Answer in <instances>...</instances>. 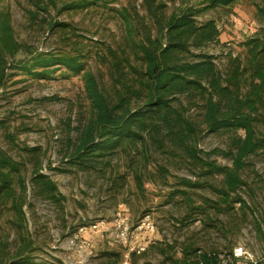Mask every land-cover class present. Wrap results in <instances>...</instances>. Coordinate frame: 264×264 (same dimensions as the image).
Masks as SVG:
<instances>
[{
	"label": "rangeland",
	"instance_id": "obj_1",
	"mask_svg": "<svg viewBox=\"0 0 264 264\" xmlns=\"http://www.w3.org/2000/svg\"><path fill=\"white\" fill-rule=\"evenodd\" d=\"M93 1L0 0V15L9 18L15 40L25 46L23 53L5 57L1 67L4 78L0 80V121L6 130L0 128V149L22 164L26 192H20L15 185L11 196L0 201V263L12 259L18 249L25 247L24 255L31 257V264H77L79 250L70 242L71 238L80 227L104 221L108 230L88 231L84 235L91 243V249L86 252L88 264H120L126 250L117 237L120 229L114 227V223H127L129 240L140 244L144 233L139 234L135 228L147 215L156 229V234L150 235L151 241L176 242V258L182 257V243L191 246L192 251L218 254L245 244L262 257L264 154L246 161L240 174L242 186L231 195L228 205L212 190H197L194 207L199 206L203 198L218 204L188 219L189 204L181 203L180 197L171 193L184 188L179 180L196 178L187 167L176 164V159L169 163L167 158L156 154L148 171L153 175L160 173V168L167 169L166 183L149 182L148 176L143 175V191L137 189L133 174L143 163L132 167L130 164V161H144L141 155L120 151L106 160L110 163L102 172L68 164L67 142L75 140L78 129L91 117V106L84 91V73L91 72L101 84H109L114 65L112 51L123 48L126 39L124 14L133 17L135 11L144 14L143 0H105L108 1L106 7L100 4L86 9L77 6ZM158 1L166 4L168 13L201 7V0ZM254 14L253 3L242 1L232 10L204 12L196 21H216L223 45L210 49L214 55L219 56L221 49L236 55L243 53L239 44L258 30ZM53 22L64 26L51 30L49 26ZM37 54L54 60L62 54L81 57L83 71L71 72L58 63L40 66L35 61ZM222 59L217 61L219 65L223 64ZM129 62L126 56L122 63L124 69H128ZM191 115L199 121V111L192 110ZM228 145V136L204 133L198 147L210 153L216 149L224 151ZM26 148H38L37 153L42 154L41 173L57 185L65 198L62 207L34 197L30 181L34 163ZM211 160L219 166H232L230 160L219 155H212ZM222 181V177H217L210 184L218 188ZM238 198L243 201L241 205L236 202ZM176 220L182 226L180 229L173 227L172 222ZM160 260V255L148 253L136 255L131 264H156Z\"/></svg>",
	"mask_w": 264,
	"mask_h": 264
},
{
	"label": "trees",
	"instance_id": "obj_2",
	"mask_svg": "<svg viewBox=\"0 0 264 264\" xmlns=\"http://www.w3.org/2000/svg\"><path fill=\"white\" fill-rule=\"evenodd\" d=\"M242 1L253 3L257 32L239 44L243 53L235 55L221 49L220 57L214 55L210 49L223 45L221 32L215 20L198 23L197 16L219 9L232 10ZM107 3L94 0L77 6L86 9L100 4L106 7ZM142 9L143 15L137 11L134 17L124 14L126 39L123 48L112 51L114 65L110 83L101 84L91 72L84 73L91 117L78 129L75 140L67 142L66 156L69 165L102 172L110 163L106 160L120 151L141 155L144 161H130L131 167L143 163L142 168L133 171L140 191H143V175L148 176L149 182L166 183L167 169L160 168V173L153 175L148 171L156 154L167 158L169 163L178 160L176 164L187 167L196 178L179 180L184 188L171 193L180 197L181 203L189 204L188 219L218 204L203 198L194 207L197 190H212L228 205L231 195L242 186L240 174L246 161L264 154V0H201L198 9L188 7L173 13H168L162 1L143 0ZM62 26L53 22L49 28ZM24 48L15 40L9 18L0 15L1 81L5 57H15ZM37 55L35 61L40 66L58 63L71 72L83 71L81 57L62 54L54 60L45 54ZM126 56L130 60L127 70L122 66ZM221 59L223 64L219 65L217 61ZM192 110L199 111V121L192 118ZM2 125L0 121V128L6 130ZM204 133L228 136L227 149L201 151L198 145ZM26 149L34 163L30 175L34 197L62 207L65 198L57 185L41 173L42 154L37 153L38 148ZM212 155L230 160L232 166H219L211 160ZM15 161L0 149V201L11 196L16 186L26 193L22 164ZM217 177L223 181L214 188L210 181ZM236 202L241 205L243 201L238 198ZM19 214H22L20 210ZM172 224L180 229L177 220ZM150 238L149 234H142L140 244L146 245L143 254L156 253L162 257L156 264H214L216 261L217 252L192 251L191 246L183 243L182 257L176 258V242L169 243L166 239L152 242ZM24 249H18L12 259L0 264H31V257L24 255Z\"/></svg>",
	"mask_w": 264,
	"mask_h": 264
},
{
	"label": "built area",
	"instance_id": "obj_3",
	"mask_svg": "<svg viewBox=\"0 0 264 264\" xmlns=\"http://www.w3.org/2000/svg\"><path fill=\"white\" fill-rule=\"evenodd\" d=\"M114 227L120 229V235L117 237L125 245V254L123 255L122 262L120 264H131V257L133 254L142 255L146 251L145 244H134L132 240H129L130 228L127 223H114ZM108 230V225L101 221L94 223L93 225L82 226L77 230V233L71 238L70 242L79 250V261L77 264H88L89 255L86 254L91 249V243L84 235L88 232H96L98 230ZM139 234L146 233L149 235L156 234L154 223L150 221L149 215H147L139 225L135 228ZM200 253V252H199ZM194 264V263H189ZM202 264V263H198ZM214 264H264V253L262 257L255 255L245 244H238L234 246L229 252L219 253L216 256Z\"/></svg>",
	"mask_w": 264,
	"mask_h": 264
}]
</instances>
